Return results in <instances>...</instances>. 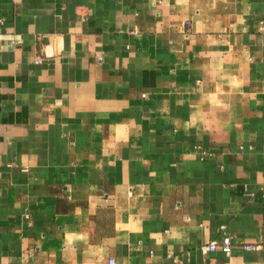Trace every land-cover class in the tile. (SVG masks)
Wrapping results in <instances>:
<instances>
[{
    "label": "crops",
    "instance_id": "obj_1",
    "mask_svg": "<svg viewBox=\"0 0 264 264\" xmlns=\"http://www.w3.org/2000/svg\"><path fill=\"white\" fill-rule=\"evenodd\" d=\"M108 257L264 264V0H0V264Z\"/></svg>",
    "mask_w": 264,
    "mask_h": 264
},
{
    "label": "built area",
    "instance_id": "obj_2",
    "mask_svg": "<svg viewBox=\"0 0 264 264\" xmlns=\"http://www.w3.org/2000/svg\"><path fill=\"white\" fill-rule=\"evenodd\" d=\"M259 247V244L255 243L242 244V248L245 250H257ZM232 248L233 243L230 236L227 234H222L219 240H211L207 245L204 246V250L207 252L220 250L227 256L230 255ZM106 264H116L115 259L113 257H108Z\"/></svg>",
    "mask_w": 264,
    "mask_h": 264
}]
</instances>
